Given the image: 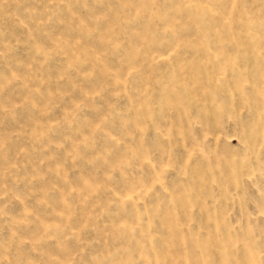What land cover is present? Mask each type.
<instances>
[{"label": "rangeland", "instance_id": "374dc122", "mask_svg": "<svg viewBox=\"0 0 264 264\" xmlns=\"http://www.w3.org/2000/svg\"><path fill=\"white\" fill-rule=\"evenodd\" d=\"M0 264H264V0H0Z\"/></svg>", "mask_w": 264, "mask_h": 264}]
</instances>
